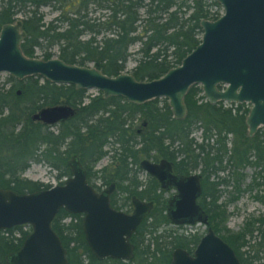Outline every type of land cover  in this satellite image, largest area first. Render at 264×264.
<instances>
[{
	"label": "trees",
	"instance_id": "1",
	"mask_svg": "<svg viewBox=\"0 0 264 264\" xmlns=\"http://www.w3.org/2000/svg\"><path fill=\"white\" fill-rule=\"evenodd\" d=\"M216 3L0 0V28L6 22L19 23L23 31L20 45L26 55L44 59L57 56L79 65L91 62L109 75L124 71L130 55L136 53V64L129 71L137 79H151L179 64L196 46L202 33L200 20L218 16L210 11V5ZM44 5L57 14L45 20ZM135 42L139 45L131 51ZM184 102L186 113L176 118L166 97L137 103L122 95L105 96L100 90L91 95L87 88L56 83L38 74L21 79L9 74L0 84V186L17 192L51 186L22 175L32 162L56 170L61 183L71 174L68 160L76 155L86 168L88 181L92 177L106 184L115 181L122 200L111 194L114 207H129L132 194L152 200L154 205L131 235L134 255L128 260L98 259L84 237L80 213L61 207L51 226L67 249V264H170L172 249L182 246L190 251L200 234L185 233L170 224L158 182L149 177L148 186L142 184L137 174L139 162L164 157L181 172L199 167L203 175L200 203L209 212L211 227L235 250L242 264L257 260L256 264H264V213L251 215L238 230L226 224L230 213L227 203L244 189H256L253 198L264 202V127L249 135L245 122L249 104L211 102L197 83L189 86ZM57 103L72 105L74 113L52 124L31 118L39 108ZM195 128L200 130L199 140L192 135ZM106 154L109 162L93 169ZM247 165L253 166L254 172L241 186ZM206 171L216 180L209 181ZM227 186V197L222 200ZM29 231L27 224L0 228V264H6L5 255L16 250Z\"/></svg>",
	"mask_w": 264,
	"mask_h": 264
},
{
	"label": "water",
	"instance_id": "2",
	"mask_svg": "<svg viewBox=\"0 0 264 264\" xmlns=\"http://www.w3.org/2000/svg\"><path fill=\"white\" fill-rule=\"evenodd\" d=\"M223 13L202 18L200 41L181 62L162 75L137 79L126 71L109 75L94 65L69 63L57 56L44 59L26 55L21 48L23 31L17 21L0 28V71L16 78L38 74L56 83L95 88L105 96L122 95L141 103L166 97L173 116L186 113L184 96L193 83L201 85L211 102H247L245 122L249 134L264 125V0H217ZM19 92V90H18ZM75 108L57 103L39 108L34 120L52 124L71 116ZM71 174L47 188L17 192L0 186V228L28 224L22 244L4 257L6 264H67V249L51 221L62 207L81 213V227L91 252L98 258L133 256L130 236L150 212L153 202L132 196L133 210L125 212L110 204L109 186L97 191L86 177V168L76 155L68 160ZM171 161L144 158L140 165L165 188L176 192L165 201L166 217L172 224L206 223L207 213L197 197L201 193L198 172L174 173ZM170 264H241L234 249L208 226L193 253L183 247L172 250Z\"/></svg>",
	"mask_w": 264,
	"mask_h": 264
},
{
	"label": "rangeland",
	"instance_id": "3",
	"mask_svg": "<svg viewBox=\"0 0 264 264\" xmlns=\"http://www.w3.org/2000/svg\"><path fill=\"white\" fill-rule=\"evenodd\" d=\"M217 1V0H216ZM218 2V1H217ZM41 10L44 12V19L49 20L51 19L54 15L57 14L56 10H53L50 6L44 5L41 7ZM210 11L212 14H218L220 15L223 13V7L222 5L218 2V4H211L210 5ZM139 45V42H135L130 46L131 51H135ZM55 49V48H54ZM36 54H40V51L37 49ZM39 57V56H38ZM138 55L136 53H133L130 55L127 63H126V68L124 71L130 72L129 70L136 64V58ZM88 65H92V63H88ZM131 73V72H130ZM9 75L6 71H0V84H2L5 80L6 77ZM9 83H5V86H8ZM97 89L95 88H87V93L88 94H95L97 93ZM203 94V92H202ZM204 95V94H203ZM206 98V97H205ZM85 100H88L86 98ZM226 102V101H225ZM249 104V103H248ZM250 108V104H249ZM263 126H260L259 128H263ZM192 135L199 140L200 139V130L195 128L192 131ZM110 160V155L106 154L104 155L101 159H99L93 169H98L102 165H105L108 163ZM224 174H226L225 171H223ZM223 172H220L223 173ZM243 172L245 173L244 179L241 182V186H244L251 178V175L254 172V167L251 165H247L245 168H243ZM22 175L36 179L45 183H50L51 185L58 183L59 179L56 177V170L51 169L49 166L42 162H32L30 165L23 171ZM143 176V175H141ZM63 179V177H62ZM98 179V178H97ZM99 181V180H98ZM230 186H227V189L223 191L221 195V199L225 200L228 194V189ZM256 192V189L254 190H243L241 193L238 194V197L229 203H227L226 208L228 210L229 215L226 220L227 226L232 229V230H238L240 229L243 225L244 222L248 217L251 215H258L260 213H264V202L257 200L253 198V194ZM28 225V224H27ZM28 226H25L27 228ZM164 228H168V226H163ZM161 227V228H163ZM178 230L180 231H196L199 234L203 233L205 230V226L202 223H195L191 225H183L182 227H178ZM17 234V233H16ZM243 249L247 248V246L242 247ZM262 260V259H260ZM258 262L254 261L253 264H256Z\"/></svg>",
	"mask_w": 264,
	"mask_h": 264
},
{
	"label": "flooded vegetation",
	"instance_id": "4",
	"mask_svg": "<svg viewBox=\"0 0 264 264\" xmlns=\"http://www.w3.org/2000/svg\"><path fill=\"white\" fill-rule=\"evenodd\" d=\"M249 133V132H248ZM255 133V132H254ZM253 134V133H252ZM252 134H249V135H252ZM162 158H164V157H162ZM144 159V158H143ZM147 159H150V160H152V161H159L161 158H159V159H153V158H147ZM142 160V159H141ZM169 160V159H168ZM169 161H171V160H169ZM171 165H172V171L174 172V173H184V174H189V173H192V172H198L199 173V175H200V181H201V193H200V195L197 197V201L200 203V198H201V196H202V179H203V175H202V173L200 172V168L199 167H197L196 169H193V170H190L189 172H181V171H178V170H176L175 169V166H174V163H173V161H171ZM103 166V165H102ZM139 166H140V170L137 172V174H138V178L141 180V182H142V184L144 185V186H148V178L149 177H154L156 180H157V182H158V191L159 192H161L162 194H163V196L165 197V201H166V199L170 196V195H173L175 192H176V188L174 187V186H171L170 188H165V187H162L161 185H160V182L158 181V179L155 177V176H153L152 174H150L149 172H147L145 169H143L142 167H141V165H140V162H139ZM207 172V175H208V180L209 181H213V180H216V177H215V175L213 174V173H211L210 171H206ZM220 172H223V171H220ZM224 173V172H223ZM87 174V173H86ZM141 175H143V176H141ZM86 177H87V175H86ZM67 177H65L64 178V180L66 179ZM63 180V181H64ZM99 180V181H98ZM87 181H88V179H87ZM97 191H100V190H102L103 188H105V187H107V186H109L112 182L114 183V185H113V188H112V190L110 191V193H109V196L111 197V194H113V193H115L114 195H116V197H118V199L119 200H122V198L118 195V191L119 190H117L116 189V183H115V181H110V183L109 184H106V183H102L101 181H100V179L98 178L97 179V177L95 178V177H92L91 179H90V181H88ZM62 183V182H61ZM141 184V185H142ZM220 186H223L222 184H220ZM133 195H135V194H132L131 195V197H130V205H129V207H128V205H124V206H122L121 208H117V209H121V210H124L125 212H131L132 210H133V204H132V196ZM136 196V195H135ZM136 197H138V196H136ZM139 198V197H138ZM139 199H142V200H145V201H149V200H147V199H144V198H139ZM150 201H152V200H150ZM165 201H164V205H165ZM153 202V201H152ZM111 204V203H110ZM201 204V203H200ZM153 205H154V203H153ZM113 206V205H112ZM201 206L204 208V210L206 211V213H207V222L206 223H202L204 226H205V230H204V232L206 231V229H207V227L208 226H211L210 224H209V212L206 210V208L201 204ZM114 207V206H113ZM153 207V206H152ZM116 208V207H115ZM152 209V208H151ZM151 211V210H150ZM165 214H166V208H165ZM80 215H81V218H82V214L80 213ZM69 218H66V220H68ZM142 221V220H141ZM80 223H81V219H80ZM195 223H201V222H195ZM195 223H192V224H195ZM170 224H172V223H170ZM139 225V224H138ZM172 225H177L178 227H182L183 225H191V224H172ZM82 228V227H81ZM137 228V227H136ZM31 229V228H30ZM136 230V229H135ZM134 230V231H135ZM214 230V229H213ZM215 231V230H214ZM182 232H184V231H182ZM186 232H188V231H185V233ZM192 232V231H191ZM195 232V231H194ZM203 232V233H204ZM216 232V231H215ZM84 233V232H83ZM203 233H200V237L202 236V234ZM217 233V232H216ZM218 234V233H217ZM132 235V234H131ZM219 235V234H218ZM220 236V235H219ZM85 237V236H84ZM200 239V238H199ZM130 241H131V236H130ZM199 241V240H198ZM132 242V241H131ZM197 244V243H196ZM134 245V244H133ZM196 246V245H195ZM195 246L189 251L188 249H186L185 247H183V248H185L186 250H188L189 251V253H193V249L195 248ZM176 247H178V246H176ZM179 247H182V246H179ZM175 248V247H174ZM173 248V249H174ZM172 249V250H173ZM235 251V250H234ZM236 253V252H235ZM133 255H134V250H133ZM237 255V254H236ZM133 257V256H132ZM131 257V258H132ZM171 257H172V252H171ZM239 258V257H238ZM118 259H120V258H118ZM130 259V258H129ZM122 260H124V259H122ZM128 260V259H127ZM240 260V259H239ZM171 261V260H170ZM241 262V261H240ZM242 264V263H241Z\"/></svg>",
	"mask_w": 264,
	"mask_h": 264
}]
</instances>
